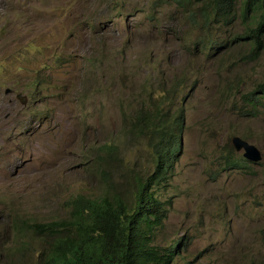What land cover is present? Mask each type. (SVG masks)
I'll list each match as a JSON object with an SVG mask.
<instances>
[{
  "label": "rangeland",
  "instance_id": "obj_1",
  "mask_svg": "<svg viewBox=\"0 0 264 264\" xmlns=\"http://www.w3.org/2000/svg\"><path fill=\"white\" fill-rule=\"evenodd\" d=\"M243 1L236 20L210 29L203 1L189 5L190 16L173 0H0V60L31 40L40 46L28 51L31 67L64 60L38 91L22 89L29 73L15 81L11 58L0 64V264H44L48 239L21 221L69 218L75 196L123 194L135 172L151 170L147 138L123 112L161 88L163 110L184 127L174 174L157 189L168 215L155 243L188 238L172 264H264V105L249 97L264 81V49L251 57L246 40L226 42L253 26ZM236 135L262 159L223 169L222 155L245 158ZM104 143L118 151L101 163Z\"/></svg>",
  "mask_w": 264,
  "mask_h": 264
},
{
  "label": "trees",
  "instance_id": "obj_2",
  "mask_svg": "<svg viewBox=\"0 0 264 264\" xmlns=\"http://www.w3.org/2000/svg\"><path fill=\"white\" fill-rule=\"evenodd\" d=\"M188 10L190 16L194 13L189 5L193 1H203V28L212 29L214 23L219 25L234 21L238 16V0H173ZM259 14V18L255 19ZM243 18L253 17L247 32L240 36L235 34L229 43H240L246 40L250 46L251 57L261 53L264 49V0H244L241 8ZM11 23V21H10ZM198 45V44H197ZM222 47L219 42L215 48ZM40 46L34 40L20 46L11 52L8 62L9 73L15 81L21 72L32 75L27 85L22 89L32 88L38 91L49 77L44 73L55 67L59 61L54 58L45 61L40 66L33 65L28 51ZM202 50L206 49L202 42ZM53 54H57L54 51ZM0 64L5 65L2 61ZM5 70V67H0ZM16 70V72H14ZM6 76V74H4ZM162 89V96L156 100L142 102L133 112L124 109V120L128 122L134 132L147 138V150L150 155L151 170L145 174L135 172L131 181L134 187L125 193L112 195L106 191L98 197L77 195L70 201L71 216L62 220L49 222L21 221L26 226L24 232H31L41 238L48 239L47 250L43 252L44 264H172L184 252V246L189 243L188 238L175 239L170 245L162 246L155 243L157 231L163 226L168 215L167 202L158 197L157 189L166 185L174 174L175 166L183 151L182 131L184 122L182 117L169 118L161 103L166 99V90ZM253 106L264 105V81L250 91ZM124 106V102L123 105ZM118 147L113 143L101 144L95 157L105 163L107 156L115 157ZM223 169H242L247 167L246 158L238 157L228 152L221 156ZM149 159V160H150ZM134 172V171H133ZM131 183V182H130Z\"/></svg>",
  "mask_w": 264,
  "mask_h": 264
},
{
  "label": "water",
  "instance_id": "obj_3",
  "mask_svg": "<svg viewBox=\"0 0 264 264\" xmlns=\"http://www.w3.org/2000/svg\"><path fill=\"white\" fill-rule=\"evenodd\" d=\"M7 91L10 92V90ZM17 97L26 104L28 100V96L26 94H23V92H19L17 94ZM232 142L237 151H244L243 155L246 159L252 162H259L262 159V152L260 151V149L241 136H234L232 138Z\"/></svg>",
  "mask_w": 264,
  "mask_h": 264
},
{
  "label": "clouds",
  "instance_id": "obj_4",
  "mask_svg": "<svg viewBox=\"0 0 264 264\" xmlns=\"http://www.w3.org/2000/svg\"><path fill=\"white\" fill-rule=\"evenodd\" d=\"M250 161V160H249ZM250 162H252V161H250ZM255 163V162H254Z\"/></svg>",
  "mask_w": 264,
  "mask_h": 264
}]
</instances>
